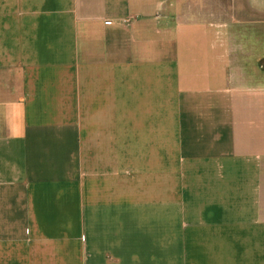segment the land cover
Returning <instances> with one entry per match:
<instances>
[{"label": "crops", "instance_id": "crops-1", "mask_svg": "<svg viewBox=\"0 0 264 264\" xmlns=\"http://www.w3.org/2000/svg\"><path fill=\"white\" fill-rule=\"evenodd\" d=\"M237 25L264 0H0V264H264Z\"/></svg>", "mask_w": 264, "mask_h": 264}, {"label": "rangeland", "instance_id": "rangeland-1", "mask_svg": "<svg viewBox=\"0 0 264 264\" xmlns=\"http://www.w3.org/2000/svg\"><path fill=\"white\" fill-rule=\"evenodd\" d=\"M255 25H258L257 23ZM264 25H262L263 27ZM238 27V30H239V33H245L246 35H251L253 33H256V34H260V46H261V49L264 50V30L262 28V30L260 29V31L258 30V27L259 26H249V25H237ZM255 28V29H254ZM259 31V32H258ZM238 32V31H237Z\"/></svg>", "mask_w": 264, "mask_h": 264}]
</instances>
